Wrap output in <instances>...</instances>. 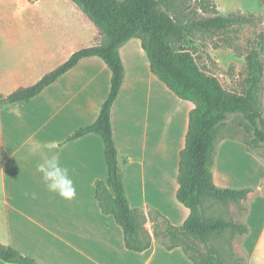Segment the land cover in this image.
<instances>
[{
	"label": "crops",
	"instance_id": "obj_1",
	"mask_svg": "<svg viewBox=\"0 0 264 264\" xmlns=\"http://www.w3.org/2000/svg\"><path fill=\"white\" fill-rule=\"evenodd\" d=\"M63 1V20L0 21V96L36 84L75 52L102 43L84 12ZM91 23L95 41H89ZM17 26L37 36L16 38ZM120 55L125 79L112 108V131L127 199L133 210L146 214L152 246L128 250L123 229L100 208L96 183L108 179L102 138L90 134L70 141L98 119L111 91L110 69L90 58L36 98L0 111V243L41 264H194L182 247L168 249L169 241L156 236L155 211L175 236L206 256L199 239L185 232L190 210L177 199L180 155L194 104L178 98L151 72L139 39L124 45ZM53 154L70 169L77 191L72 201L49 192L36 171ZM213 169L216 185L227 188ZM0 264L15 263L0 259Z\"/></svg>",
	"mask_w": 264,
	"mask_h": 264
},
{
	"label": "trees",
	"instance_id": "obj_2",
	"mask_svg": "<svg viewBox=\"0 0 264 264\" xmlns=\"http://www.w3.org/2000/svg\"><path fill=\"white\" fill-rule=\"evenodd\" d=\"M35 3L39 0H27ZM96 26L102 43L75 52L64 64L48 72L36 84L20 87L10 95L0 96V111L7 106L30 101L74 69L82 60L99 58L112 73L111 91L98 119L77 130L70 141L95 134L102 138L108 168L107 181L96 183V199L105 215L113 216L123 229L128 250L144 252L152 246L145 228L147 216L130 207L120 176L119 158L112 131V108L119 97L125 79L120 49L133 39L141 41L150 62L151 72L178 98L194 104L190 112L185 147L180 155L177 199L190 210L184 223L185 232L204 245L206 256L170 231L168 220L159 212L153 216L156 236L169 241L168 249L182 247L194 264H228L218 249V240L226 233L247 235L249 227L218 216V205L239 204L248 199L251 190L218 187L213 168L218 130L230 116L239 115L253 131V145L264 146V115L259 110L257 96L264 76L261 52L248 56L249 88L242 92L226 89L220 80L199 66L189 49L196 32H226L236 26L250 24L254 15L240 13L229 17L211 16L185 20L173 15L163 0H71ZM264 3V0H261ZM260 51L263 36L260 34ZM0 259L15 264H41L21 251L0 243Z\"/></svg>",
	"mask_w": 264,
	"mask_h": 264
},
{
	"label": "rangeland",
	"instance_id": "obj_3",
	"mask_svg": "<svg viewBox=\"0 0 264 264\" xmlns=\"http://www.w3.org/2000/svg\"><path fill=\"white\" fill-rule=\"evenodd\" d=\"M163 1L173 15L189 21L211 16L229 17L235 13L255 16L252 23L236 26L226 32H196L193 43L188 47L195 54L202 70L217 77L226 89L242 92L249 88L251 74L247 56L253 50H258L264 62V3L261 0ZM65 9L63 0H41L32 5L27 0H0V21H22L32 16H37L36 19L48 16L51 20H63ZM91 26L87 28L89 41H95L91 29L94 25L91 23ZM2 32L0 30V38ZM260 34L263 36L262 51ZM34 35L19 29V26L15 29L16 38ZM1 49L0 46V54ZM257 100L259 110L264 115V76ZM218 134L214 165L227 183L226 187L241 190L251 186L246 201L229 206L218 205V216L249 227L247 235L231 237V233H226L218 240V249L222 250L228 264H264V146L253 145V131L239 115L230 116Z\"/></svg>",
	"mask_w": 264,
	"mask_h": 264
},
{
	"label": "clouds",
	"instance_id": "obj_4",
	"mask_svg": "<svg viewBox=\"0 0 264 264\" xmlns=\"http://www.w3.org/2000/svg\"><path fill=\"white\" fill-rule=\"evenodd\" d=\"M36 171L41 174V179L51 193L72 201L77 196V191L70 169L65 166L58 154H53L36 165Z\"/></svg>",
	"mask_w": 264,
	"mask_h": 264
}]
</instances>
